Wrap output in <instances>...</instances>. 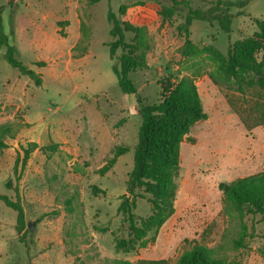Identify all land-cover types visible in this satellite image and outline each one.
I'll use <instances>...</instances> for the list:
<instances>
[{"label":"rangeland","instance_id":"rangeland-1","mask_svg":"<svg viewBox=\"0 0 264 264\" xmlns=\"http://www.w3.org/2000/svg\"><path fill=\"white\" fill-rule=\"evenodd\" d=\"M181 1V12L163 19L158 11L171 0H16L14 43L20 60L41 72L43 82L36 85L21 74L4 57L5 47L0 49V123L15 121L20 127L0 151V192L19 198L33 225L22 238L16 211L0 200V264H107L116 257L175 264L195 242L226 255L230 264H264V223L246 210L228 209L219 187L264 169V125L250 127L244 120L254 123L257 97L210 76L217 65L213 51L226 54L258 30L264 0L230 7L234 18L228 32L217 21L194 20L189 37L199 52L190 56L182 53L185 35L178 25L190 7L207 9L224 0ZM0 7L8 32V0H0ZM110 9L146 32V64L131 73L144 102L160 99L163 77L191 74L207 113L181 144L174 213L128 251L115 249L116 238L129 236L118 207L127 192L142 116L137 96L123 93L112 69L122 50L111 59ZM67 18L72 19L68 28ZM126 37L132 41L134 33ZM52 141L57 150L41 149ZM30 142L39 146L23 164L19 155ZM117 146L126 151L101 173ZM92 185L105 192L93 194ZM77 191L79 201L70 213L65 199ZM134 212L139 222L152 213L151 203L138 197Z\"/></svg>","mask_w":264,"mask_h":264},{"label":"trees","instance_id":"trees-1","mask_svg":"<svg viewBox=\"0 0 264 264\" xmlns=\"http://www.w3.org/2000/svg\"><path fill=\"white\" fill-rule=\"evenodd\" d=\"M95 3L100 0H86ZM169 6L159 9L163 19H171L181 12V0H171ZM251 0H224L207 8H189L185 21L178 25L179 31L184 32L185 45L183 54L190 56L199 52V48L190 39V25L194 20H205L209 23L217 21L221 28L230 30L234 13L230 7H243ZM10 5L9 31L5 29L2 7H0V49L5 47L4 57L21 74L29 76L36 85L43 82L42 73L25 64L19 58V49L14 43V13L16 0H8ZM122 11V8H120ZM108 20L111 24L109 46L111 59L115 58L118 49L122 50L118 62L112 63V69L117 76L118 84L125 94H135L138 100V110L142 121L138 132V141L134 146L133 167L126 179L127 192L122 197L118 210L122 212L129 227V236L115 239L116 250H132L138 241L145 243V237L152 230L158 231L165 221L174 213L175 199L178 188L177 175L181 163V144L192 126L207 118L204 110L196 78L185 74L179 78L163 77L159 80L161 87L160 99L157 102L145 103L139 96L137 86L131 73L146 64L145 50L148 48L146 32L142 27L133 26L130 22L121 19L115 11H108ZM62 24V21H58ZM258 30L253 36L239 40L226 54L213 51L217 65L210 76L215 82H223L232 86L236 91L254 92L256 103L254 109L256 119L248 126L264 125V53L261 59L256 54L264 49V17L257 19ZM127 32H133L134 38L128 41ZM81 46L78 43L76 47ZM82 50L88 49V43L82 45ZM82 55V54H81ZM38 66L45 65V61L35 62ZM20 127L15 121L0 123V151L8 146V138L14 137ZM39 146L36 142L23 145L19 155L20 161L26 164L30 153ZM43 151H54L58 143L52 141L40 146ZM126 151L117 146L114 155L100 168L104 173L112 166L119 155ZM10 186V183H8ZM223 192L225 206L232 210L259 216L264 223V169L252 174L237 177L231 181H222L219 184ZM92 192L98 195L105 192L97 185H92ZM79 192L65 199L68 212L75 210L74 201L78 200ZM147 198L151 203L152 213L148 217L140 218L134 209L137 207V198ZM0 200L16 211V229L24 238L30 231L26 219V212L19 198L13 199L6 193L0 192ZM79 201V200H78ZM264 239V230L261 233ZM154 238V237H153ZM25 241V240H24ZM107 264H151L161 260L138 259L131 261L125 258L106 259ZM175 264H230L226 255L218 254L207 244L195 242L187 246L176 259Z\"/></svg>","mask_w":264,"mask_h":264},{"label":"crops","instance_id":"crops-1","mask_svg":"<svg viewBox=\"0 0 264 264\" xmlns=\"http://www.w3.org/2000/svg\"><path fill=\"white\" fill-rule=\"evenodd\" d=\"M71 11H73V10H71ZM75 14H76V16H77V13L75 12ZM75 14L73 13V15L75 16ZM75 16V17H76ZM67 20L69 21V24H68V26H67V28L71 25V23H72V19H70V18H67ZM70 46V45H69ZM62 56V53H59L57 56H56V58H60Z\"/></svg>","mask_w":264,"mask_h":264},{"label":"water","instance_id":"water-1","mask_svg":"<svg viewBox=\"0 0 264 264\" xmlns=\"http://www.w3.org/2000/svg\"><path fill=\"white\" fill-rule=\"evenodd\" d=\"M29 227H30V230L33 229V225L29 222Z\"/></svg>","mask_w":264,"mask_h":264}]
</instances>
